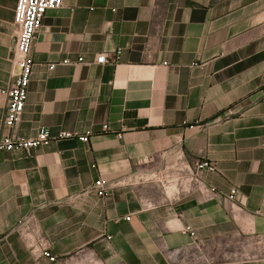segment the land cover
<instances>
[{"label":"crops","instance_id":"crops-1","mask_svg":"<svg viewBox=\"0 0 264 264\" xmlns=\"http://www.w3.org/2000/svg\"><path fill=\"white\" fill-rule=\"evenodd\" d=\"M17 1L0 0V87ZM32 55L15 134L54 138L0 151V264H264V0H63Z\"/></svg>","mask_w":264,"mask_h":264},{"label":"built area","instance_id":"built-area-1","mask_svg":"<svg viewBox=\"0 0 264 264\" xmlns=\"http://www.w3.org/2000/svg\"><path fill=\"white\" fill-rule=\"evenodd\" d=\"M62 4L63 0L17 1L14 17L16 25V44L11 57L14 66V80L11 81L7 87H0V94L7 96V105L2 123L5 132L0 137V151L32 152L54 138L48 128L40 130L38 134L32 138L17 136L15 134V128L21 119L28 99L29 86L34 71L32 48L35 38L43 27L46 12L52 8H59ZM120 53V50H116L99 54L96 57L95 63L116 64L119 61ZM83 61V57H79L77 60L78 63ZM62 63L70 64L73 62L66 58ZM54 65L55 64H50V68H53ZM103 127L107 129L108 125H104ZM90 135L91 132L80 135L72 134L71 132H61L60 137L78 136L80 140L88 142ZM198 166L210 171L216 170V165L207 160L198 162ZM95 188L100 196H104L110 190L109 184L103 179H99L95 182ZM228 196L231 199H235L237 196V189L233 188ZM126 219H130V217L127 216ZM184 231L191 236L195 235V230L190 225H187ZM46 255L52 260L56 259L55 256L51 255L49 252H47Z\"/></svg>","mask_w":264,"mask_h":264}]
</instances>
